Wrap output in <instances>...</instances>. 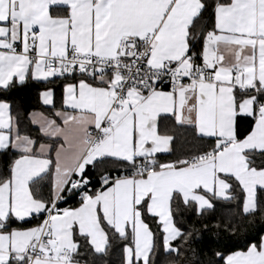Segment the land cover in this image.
<instances>
[{"label":"snow or ice","instance_id":"obj_1","mask_svg":"<svg viewBox=\"0 0 264 264\" xmlns=\"http://www.w3.org/2000/svg\"><path fill=\"white\" fill-rule=\"evenodd\" d=\"M0 264H264V0H0Z\"/></svg>","mask_w":264,"mask_h":264}]
</instances>
